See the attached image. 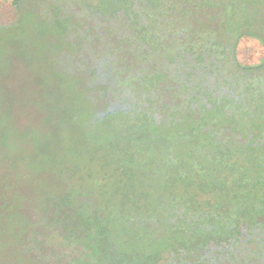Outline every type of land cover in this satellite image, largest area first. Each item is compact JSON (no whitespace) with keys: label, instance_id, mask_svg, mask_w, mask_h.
<instances>
[{"label":"trees","instance_id":"1","mask_svg":"<svg viewBox=\"0 0 264 264\" xmlns=\"http://www.w3.org/2000/svg\"><path fill=\"white\" fill-rule=\"evenodd\" d=\"M64 1L0 0V72L13 48L18 57L14 67L21 65L31 78L24 87L28 91H35L52 76L66 80L81 95L85 113L82 120L79 114L70 120H79L83 139L102 156L95 163L97 172L91 181L73 185L68 180L59 192L33 205L40 227L32 228L31 233L41 234L34 239L36 245L48 236L55 237L58 246L68 247L70 256L64 255L66 261L60 264H161L169 253L181 251L187 253L184 264H206L210 257L201 262L199 252L210 245L212 236H231L240 222L263 229L264 158L255 159V150L264 145L260 141L264 138V59L245 65L237 58L240 50L231 45L242 35L261 37L257 31L262 27L264 32V0H186L199 5V31L185 34V40L173 46L156 27H147L153 19L149 13L140 17L136 10L139 2L153 4L156 10L163 0H96L94 5L87 0ZM69 3L80 10L67 7ZM209 8L215 11L207 12ZM122 15L134 20L139 39L161 51L163 60L155 65L149 61V68L141 67L139 75L136 72V80L130 76L124 81L128 87L130 82L137 84L138 89L132 86L130 95L118 102L116 95L107 97V84L85 81L61 67L57 56L78 48L80 43L69 36L75 31L87 32L90 19L111 22ZM213 44L222 47L224 66L217 65L215 70L224 79L220 82L217 75L216 83H211L200 73L192 81L191 71H185L193 70L189 56L201 64L204 57L216 54ZM227 45L233 50H226ZM180 53L186 56L181 75L175 64ZM91 67L88 73L96 78ZM248 70V78L245 74L237 80L234 77L237 71ZM230 76L238 93H244L239 102L228 91L218 93V86L231 84ZM93 89L100 105L90 97ZM168 95L171 98L163 103ZM4 96L0 85V169L7 147L15 148L24 139L31 143L36 137L32 128H7L1 113ZM233 122L245 135L241 126L252 124L247 146L230 136ZM226 128L229 132L223 133ZM234 154L250 164V177H233L239 171L231 161ZM21 180L13 181L15 192ZM3 188L0 184V208L15 211L21 220L34 224L29 205L10 209L7 197L1 194ZM60 258L57 255L55 261ZM30 264L55 263L33 259Z\"/></svg>","mask_w":264,"mask_h":264},{"label":"rangeland","instance_id":"2","mask_svg":"<svg viewBox=\"0 0 264 264\" xmlns=\"http://www.w3.org/2000/svg\"><path fill=\"white\" fill-rule=\"evenodd\" d=\"M87 2L94 5L96 0ZM152 5L139 2L136 10L140 12V17L147 13L153 17L148 20L150 22L147 27H156L159 34H165L163 39L167 38V43L171 46L176 42L182 43L185 34L199 31V5L193 6V1L163 0L156 10ZM67 7L80 10V6L78 8L74 3H69ZM206 11L215 9L209 8ZM86 25L89 26L87 32L81 31L78 34L75 31L69 36L72 41L80 43L78 48L59 52L57 60L61 67L80 75L89 83L94 84L96 79L106 85L105 81L88 73L89 67L97 65L102 58L112 65V74L121 82H127L130 76L136 80V72L141 71V67L149 68L150 64H146L149 61L152 62L151 65H155L163 60L161 51L144 44L139 39L137 24L124 15L111 22L97 23L95 19H90ZM93 25H96L97 30L93 29ZM93 30L95 37L91 34ZM10 49L6 61L1 63L3 69L0 72V85L5 90L2 118L7 128H32L36 137L31 143L24 139L15 148L7 147L6 154L2 153L0 184L4 188L1 194L4 193L7 197L12 210L19 204L29 205L34 224L21 220L15 211L0 208V264H30L33 259L45 261L54 254L53 251H48L46 242L57 244L55 237L47 236L45 244L36 245L34 239H40L41 234L34 233L32 236L31 233L32 228L40 227L36 221L39 213L36 214V208L32 209L33 205L42 202L49 194L59 192L61 184L68 180L73 185L91 181L90 178L97 172L95 163L102 156L99 151H92L94 148L83 139L81 124L77 123L79 120H70L76 114L80 115L81 120L85 118L81 95L72 90L66 80L55 76L41 81L34 88L35 91H28L24 87L31 83V78L22 71L21 65L15 68L18 57L13 54V48ZM244 52L241 48L240 59H244L241 57ZM130 85L138 89L137 84L130 82ZM96 89L90 92V97L95 104L100 105L102 101L95 100L98 96ZM111 95L116 94L113 91ZM168 98L171 96H164L162 102H168ZM19 177L22 185L19 184L18 192H15L12 184ZM61 253L62 251L57 255L60 256ZM64 253L66 256L68 251L65 250Z\"/></svg>","mask_w":264,"mask_h":264},{"label":"flooded vegetation","instance_id":"3","mask_svg":"<svg viewBox=\"0 0 264 264\" xmlns=\"http://www.w3.org/2000/svg\"><path fill=\"white\" fill-rule=\"evenodd\" d=\"M261 28L258 27L257 31L261 37H256L253 35H242L237 39L236 42L232 41L233 45L231 46H235V51H239L241 48L245 50V52L242 54L243 56H241L244 59H240V56H237L235 54L237 58L240 59V61L244 62L245 65L259 63L262 59H264V32H262L263 28ZM209 45L212 46L211 43H209ZM225 49L233 50V48L230 49L228 45L225 47ZM212 50L216 51V54L208 59L204 57V61L201 64L195 62L193 59H191V56H189V65H193V70L191 68H188L185 71H191L193 76L192 81H194L195 77L199 76L200 73H205V76H207L208 81L211 83H216L215 80L217 75H219L220 82L224 79V74L222 72H216L215 70L217 65H219L220 67L224 66L221 61L222 55L220 54L222 47H217L213 44ZM185 57L186 56L183 53H180V57L177 58L179 62L175 63L179 65V75H181V70L184 64L182 60L185 59ZM230 58L231 57H229L228 60L232 61ZM211 62H213V64L209 66V63ZM96 64L97 65H92L90 69L95 68V76L100 80L105 81V83L107 84V97H109L114 91L116 94L117 101L121 102L124 96L130 95V90L133 88L132 85L128 87L123 84V81L121 82L118 77L114 76L111 71L113 67L111 64H107L105 58H102L101 61L97 62ZM209 69L213 70V72H210ZM137 74L139 75L140 73L137 71ZM241 74H245V77L248 78V76L251 74V71H237L236 74H234L236 80L241 77ZM228 79L231 81V84L218 86V93L220 95L228 91L229 97H233L234 102H239L240 99L244 97V93H238V90L236 88V86L238 85H236V82H234V78H231L230 76L228 77ZM241 86L244 85L240 84L239 87ZM213 94L215 95V92ZM247 108H249L250 112H253L254 110L252 106H249ZM231 110L232 108L229 111ZM154 114L155 116H158L157 113ZM230 126L234 127L233 131L229 133L231 134L230 136H232L235 141L240 142L239 144L247 146L252 137V133L250 131L251 127H253L252 124L245 122L243 126H241L244 127L246 135L240 133L239 130H237L236 122L231 123ZM227 132H229L228 128L223 130V133ZM260 141L264 144V138H261ZM252 145H256V142H253ZM255 153L258 154L255 156V159H263L264 145L256 149ZM231 161L234 162V165L239 166L238 174L236 172L233 177L240 178V175L250 177L249 175L251 174V172L248 170V166L250 164L248 165L247 161L243 160L242 156L234 154L231 158ZM261 227L262 226H259L257 224L251 225L249 222L245 224L240 222L237 226V231L233 232L231 236H227L226 238L221 236H212V238L209 240L210 245H207L205 248L202 249V251L199 252V260L203 262L205 259L204 257H210L209 262H207L206 264H217L218 262L221 264H264V228L262 229ZM45 242L46 237H44V244ZM46 246L48 248V251L51 250V252L53 251L54 254H51L50 258H46L45 261L60 264L65 262L66 258L70 256V252H68L66 254V258H64V252L65 250L68 251V247L63 248L55 243L48 244L47 242ZM61 251L62 253L59 256L61 257V261H55L54 258L57 256L58 252ZM186 255L187 253L183 251L179 252L178 254L169 253L167 259L163 260L161 264H184L183 260Z\"/></svg>","mask_w":264,"mask_h":264}]
</instances>
